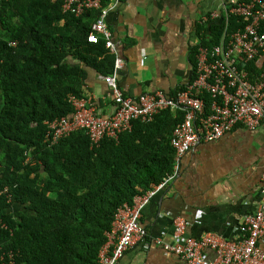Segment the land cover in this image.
<instances>
[{"label":"trees","instance_id":"1","mask_svg":"<svg viewBox=\"0 0 264 264\" xmlns=\"http://www.w3.org/2000/svg\"><path fill=\"white\" fill-rule=\"evenodd\" d=\"M98 14L63 12L62 0H0V190L11 195L9 202L0 196V264H98L116 210L173 172L170 138L181 110L135 120L97 147L83 130L52 147L43 142L46 122L73 112L68 96H85L82 64L104 76L113 71L104 36L87 40ZM220 18L196 25L194 73L197 47L222 36ZM245 23L230 15L226 29Z\"/></svg>","mask_w":264,"mask_h":264},{"label":"built area","instance_id":"2","mask_svg":"<svg viewBox=\"0 0 264 264\" xmlns=\"http://www.w3.org/2000/svg\"><path fill=\"white\" fill-rule=\"evenodd\" d=\"M225 29L217 44L211 47L199 45L195 55L193 79L173 96L162 91L126 95L118 85L117 74L121 60L115 57L114 68L103 77L114 102V110L108 115H98L90 99L69 95L73 107L69 116L47 121L43 137L48 147L60 139L83 130L90 147H97L103 138L117 140L119 135L132 129L133 121H151L160 111H184L183 120L172 131L170 145L179 158L200 142L219 139L240 124L247 129L264 130V0H221ZM89 9L99 11L87 35L89 42H97V34L106 39L105 45L113 54L116 45L111 41L105 17L108 7L103 0H62L63 12L81 15ZM230 15L246 19L242 27L227 31ZM213 11L210 17H216ZM14 44V43H11ZM253 62L256 71L248 70ZM210 98L208 109L203 95ZM173 172L144 193L134 196L131 204L124 203L114 215L106 241L98 251V264H116L124 251L134 244L148 249L150 244L180 256L185 264H264V253L258 247V239L264 233V170L259 186L256 210L247 215L239 229L242 239L228 241L215 233H206L196 239L185 234L187 221L183 217L173 219L172 240L151 237L141 224L142 210L158 191L173 179ZM9 202L8 188L0 190V196ZM4 227L5 225L2 224ZM205 249H211L215 258L210 260ZM12 253H8V258ZM0 260H4L0 255Z\"/></svg>","mask_w":264,"mask_h":264},{"label":"crops","instance_id":"3","mask_svg":"<svg viewBox=\"0 0 264 264\" xmlns=\"http://www.w3.org/2000/svg\"><path fill=\"white\" fill-rule=\"evenodd\" d=\"M105 17L115 57L122 64L117 82L126 95L162 91L172 96L194 77L191 53L198 44L196 25L221 19V0H107ZM216 11L218 16L210 17ZM213 20V21H215ZM213 23V22H212ZM85 70L84 97L98 115L114 110L104 75ZM253 62L248 70L254 69ZM182 90V89H181ZM173 179L158 191L142 210L141 224L148 234L172 240L173 219L187 221L185 234L200 238L206 233L239 242V229L256 210L264 170V130L236 125L219 139L200 142L174 157ZM264 253V233L258 239ZM210 260L211 249H205ZM116 264H185L160 246L144 249L134 244Z\"/></svg>","mask_w":264,"mask_h":264},{"label":"clouds","instance_id":"4","mask_svg":"<svg viewBox=\"0 0 264 264\" xmlns=\"http://www.w3.org/2000/svg\"><path fill=\"white\" fill-rule=\"evenodd\" d=\"M8 190H9V188H8ZM2 196V195H1ZM6 227V226H5Z\"/></svg>","mask_w":264,"mask_h":264}]
</instances>
